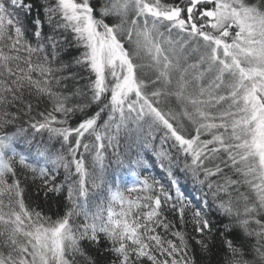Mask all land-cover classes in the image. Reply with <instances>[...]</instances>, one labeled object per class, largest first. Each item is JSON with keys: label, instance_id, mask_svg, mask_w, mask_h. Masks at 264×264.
Masks as SVG:
<instances>
[{"label": "snow or ice", "instance_id": "6c2138e0", "mask_svg": "<svg viewBox=\"0 0 264 264\" xmlns=\"http://www.w3.org/2000/svg\"><path fill=\"white\" fill-rule=\"evenodd\" d=\"M102 237L104 264H264V0H0V264Z\"/></svg>", "mask_w": 264, "mask_h": 264}, {"label": "trees", "instance_id": "16d2710c", "mask_svg": "<svg viewBox=\"0 0 264 264\" xmlns=\"http://www.w3.org/2000/svg\"><path fill=\"white\" fill-rule=\"evenodd\" d=\"M35 2H36V5L38 6L40 3V0H35ZM93 2H102V0H93ZM34 14H35V10L33 12V15ZM72 54L78 55V53L75 50H73ZM67 59H68V57L64 56V60L67 61ZM73 70L77 71V72L79 71V69L75 68V67ZM64 75H67V73H64ZM83 76H84L83 82L86 83L88 73L84 72ZM78 79H79V77H78ZM49 107H50V105H49ZM41 110H43V109H41ZM73 122H75V121H73ZM202 138H207V137H202ZM120 143L122 145L121 151H123V145L125 144L124 139H121ZM108 151H109V153H111L112 150L109 149ZM133 156H134V154H133ZM145 158L149 161V164L152 165L151 171L149 173H145V172L141 171L140 175L141 176L146 175V174L150 175L153 178H155L156 180L160 181V183H163L165 185V187L167 188L168 182H167V178L165 176V173L159 167L155 166L154 156L151 154V152L146 154ZM113 162H114V158H113ZM110 171L112 172V175H114L116 177L117 181L120 183L122 188H124V187L131 188V187H134L137 183L136 173L139 170L136 168L129 167L126 164L125 167H123V168L116 169L114 167ZM62 179H63V170L61 169V173L57 178V182L59 183ZM40 183H41V181L39 180V178H36L35 181L33 182L32 178L29 177L28 184L25 185L26 203L31 201V206L36 208V210L41 211L45 215L53 216V218H55L54 214L63 211L62 203H66V201H62L59 196L52 198V199L45 198L43 196V194L41 193L40 188L37 187V185H39ZM181 191L183 192L184 196L189 198L192 201V203H194V204L198 203L199 199L201 198V191L199 190L197 185H195L191 182L190 179L185 180L184 178H181ZM205 191H206V189H205ZM142 194L143 193H139V192H132L130 194L126 193V195H131L133 197L136 195H142ZM81 247L84 249L87 256H90L93 259L97 258V251L96 250L100 249L99 258L101 259L102 264H104V262L107 260V256L104 253V249H106L108 247V243L103 239V237L101 238V242L98 245L97 244H90L87 241H83L81 243ZM203 255H206L208 257V260L203 261L202 264H214L212 252H209V253H206ZM75 259L77 261V264H87V259L84 257L77 255L75 257Z\"/></svg>", "mask_w": 264, "mask_h": 264}]
</instances>
